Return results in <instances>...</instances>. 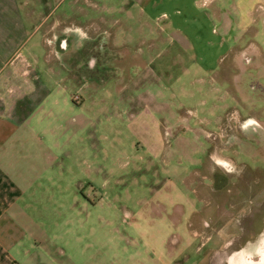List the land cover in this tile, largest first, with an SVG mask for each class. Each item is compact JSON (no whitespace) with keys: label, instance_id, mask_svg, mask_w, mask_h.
Wrapping results in <instances>:
<instances>
[{"label":"rangeland","instance_id":"obj_1","mask_svg":"<svg viewBox=\"0 0 264 264\" xmlns=\"http://www.w3.org/2000/svg\"><path fill=\"white\" fill-rule=\"evenodd\" d=\"M18 1L24 18L30 16L25 18L28 26L39 18L32 43L42 40L43 34L44 39L54 40L56 34L53 43L46 44L48 52H53L66 35L64 30L62 34L56 31V21L57 29H78L69 37V54L73 52L76 66L60 67L51 60L50 67L56 64L54 70L64 79L63 86L81 98L76 112L69 113L67 119L77 115L82 121L89 120V126L80 127L77 136L75 132L62 135L63 152L57 155L65 160H59L60 166L39 164L33 174H63V184L57 188L73 186L75 191L78 185L80 202L84 201L80 204L119 207L117 213L111 208L112 221L121 220L118 229L128 235L129 227L123 223L137 224L134 234H142L144 241L149 226L142 215L152 211L155 216L174 205L185 212L197 209L192 189L214 188L216 175L218 188L261 192L264 198V69L260 61L235 66L233 71L242 73L236 99L224 86L211 82L203 68H212L217 62L218 25L211 23L209 16L198 14L202 13L198 6L185 2L184 9L191 16H173L174 26L183 30L187 42L169 25L166 33L172 38L162 34L163 42L160 39L156 44L158 51L169 46V53L155 58L145 52L148 43L140 42L141 36L150 39L151 34L148 26H139L134 0ZM166 20L170 24L171 16ZM255 41L264 49V34ZM248 120L255 123L244 127ZM212 157L227 164L212 161ZM180 190L186 191L187 197L183 193L166 195ZM245 199L239 197L233 203L239 213ZM227 200L230 197L219 198L218 206ZM261 211L259 225L264 224V206ZM240 221L247 225L243 218ZM173 245L177 256L182 246L177 241ZM204 245L199 238L191 239L185 250L191 258L187 264H196L197 255L206 253L201 264H229L230 249L214 256L207 252L213 244ZM260 246H251L242 261L249 264L257 260ZM175 264H184L182 257Z\"/></svg>","mask_w":264,"mask_h":264},{"label":"crops","instance_id":"obj_2","mask_svg":"<svg viewBox=\"0 0 264 264\" xmlns=\"http://www.w3.org/2000/svg\"><path fill=\"white\" fill-rule=\"evenodd\" d=\"M18 2L0 0V264H175L181 257L187 264L191 258L188 251L185 252L186 246L191 239L198 238L205 245L213 244L207 252L214 256L218 251L230 249L228 263L235 257L233 262L240 264L253 245L260 243L259 248L264 247V224L258 223L264 206L263 195L218 188L217 175L213 177L214 188L192 189L190 194L195 197L192 203L199 205L197 209L185 212L174 205L178 208L173 206L155 216L152 211L142 215L141 219L149 226L144 241L142 234H134L137 224L123 223L124 227H129L128 235L118 229L121 220L112 221L111 208L117 213L119 207L80 204L84 201L80 202L78 185L75 191L73 186L57 188L63 184V174H33L39 164L60 166L59 160H65L59 156L63 152L62 135L75 132L77 136L80 127L89 126V120L82 121L77 115L67 119L69 113L76 112L75 105L81 98L70 94L68 87L63 86L64 79L57 77L54 70L57 63L65 68L76 66L72 62L73 52L69 54L72 47L69 37L78 29H57L56 21V31L62 34L64 30L66 35L53 52H48L46 44L53 43L56 34L54 40L44 39L43 34L42 40L32 43L39 18L28 26L25 18L30 16L24 18ZM185 2L198 6L202 10L198 14L209 16L211 23L218 25L217 62L214 67L203 70L209 74L211 82L224 86L236 99L242 73L233 71L235 66H251L260 61L264 69V49L255 41L264 34V0H134L139 9L136 16L139 26H148L150 34L156 35H150V39L144 37L147 35L140 37L141 43H148L146 53L150 52L155 58L160 53L161 56L169 53V46L159 52L156 45L163 42L162 34L172 38L166 33L169 25L187 42L183 30L174 26L173 21V16H191L184 9ZM168 16H171L170 24L166 20ZM194 59L197 60L196 55ZM51 60L56 63L54 68L50 67ZM138 61L144 62L139 58ZM211 160L217 161L218 157ZM193 180L187 179L188 182ZM172 193L188 195L184 190L166 192V195L171 197ZM244 196V208L239 213L233 203ZM221 197L231 200L220 208L218 199ZM122 212L128 215L126 210ZM242 218L247 225L241 224ZM174 241L182 246L177 256L175 248L173 251L171 248ZM234 246L240 247L235 249ZM186 253L185 257L181 256ZM206 255H197L196 264H201ZM256 255L257 260L253 262L257 264L260 252L256 251Z\"/></svg>","mask_w":264,"mask_h":264},{"label":"clouds","instance_id":"obj_3","mask_svg":"<svg viewBox=\"0 0 264 264\" xmlns=\"http://www.w3.org/2000/svg\"><path fill=\"white\" fill-rule=\"evenodd\" d=\"M91 63H93V62H90V66H91ZM253 123H255L253 120H248L247 123L244 125V127H247V125H250V124H253ZM217 163H221V161H217ZM225 167H227L229 171L232 170L227 165H225ZM257 264H264V255L261 256V259H260V261L257 262Z\"/></svg>","mask_w":264,"mask_h":264},{"label":"flooded vegetation","instance_id":"obj_4","mask_svg":"<svg viewBox=\"0 0 264 264\" xmlns=\"http://www.w3.org/2000/svg\"><path fill=\"white\" fill-rule=\"evenodd\" d=\"M262 255H264V247H262L261 250H260V256H262ZM234 258H235V257H232V258L230 259V264H233ZM240 264H247V263H244L243 261H241ZM249 264H256V263H254V262H253V263L249 262Z\"/></svg>","mask_w":264,"mask_h":264}]
</instances>
